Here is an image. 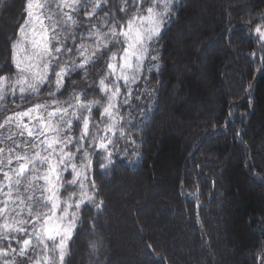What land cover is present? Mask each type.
Returning a JSON list of instances; mask_svg holds the SVG:
<instances>
[{"label": "trees", "instance_id": "1", "mask_svg": "<svg viewBox=\"0 0 264 264\" xmlns=\"http://www.w3.org/2000/svg\"><path fill=\"white\" fill-rule=\"evenodd\" d=\"M203 1L197 0L195 3L200 6ZM219 1L221 5L214 10L217 14L205 20L202 28L196 29L192 45L185 48V61L190 67H196L199 57L195 56L194 41H207L205 48L215 43L213 45L218 52L214 55L204 52L207 59L204 64L205 73L211 78L207 88L195 76L190 75L183 79L181 87L183 101L176 103L174 100L170 103L175 79L170 59L173 60L181 55L180 52H176L172 43L176 37L172 32L179 24L183 27L185 23H188L199 9L194 6L191 10L188 8L189 10L184 12L187 15L182 16L188 0H173L171 17L165 21L159 37L152 42L157 49L152 55L158 57L155 63L159 64V70L142 72L141 78L128 86L132 92L128 97V105L123 104L124 94L128 89L125 88L123 80L119 82L121 95L116 98L115 103L119 108L117 119L119 120L120 117L123 119L116 126L115 134L111 131L108 133L103 131L105 126L111 123L107 117L102 119L103 107L93 106L90 113L88 110L82 112L83 116L89 117V132L96 134V142H99L100 137L107 135L114 141V147L110 146L113 152L111 165L107 168L91 166L88 169V176L95 180L97 186L96 189L90 190L94 194L95 201L103 203L100 208L85 203L79 210L81 219L77 222L68 241L63 264H84L83 256L88 245L95 249L96 253L99 252L100 242H104L101 232L104 228L103 219L108 214L110 199L115 198L114 193L110 198L106 187L109 182H113V179L118 177L119 172L127 176L140 169H143L146 178L139 182V186L150 184L155 173L159 178L173 183L172 196L169 195L171 206L179 217L180 224L185 223L194 235L193 248L186 255H176L173 258L166 249L156 243V238L142 237L148 264H198L205 256L207 257L205 264H213L208 258L210 253L221 257L225 264H261V259L264 258V72L258 69L261 67L264 50H261L262 42L255 32V26L264 24V19H261L264 18V0ZM81 2L87 3V0H81ZM27 3L28 0H3L0 3V38L3 40V52H0L3 63L0 65V75H12L15 78L18 71L13 59L12 44L20 38V26L28 19ZM40 3H46V0H40ZM150 4L151 0H146L143 6L147 8ZM109 7L121 23H125L136 11L132 0H127L126 5L124 0H109V3L103 5L102 10L96 13V17H103L104 13L109 11ZM121 8H125V11H120ZM88 10L91 11L90 3H88ZM6 13L8 21L4 20ZM73 15L76 16L75 13ZM76 18L81 23L73 26L71 31L67 26L57 28V31L67 33L68 38L65 44L73 49L82 42L94 46L92 39L87 35V29L90 24H97L98 20L86 16L83 8ZM44 22L48 23L47 20ZM111 22L109 18V24ZM249 22L251 27L248 26ZM103 30L106 31L107 28ZM73 36L75 40L72 39ZM56 43V41L52 42L53 45ZM109 48L111 51H105L96 65L89 68L87 78L77 71L71 75L70 79H66V87L56 93V98L59 101H66L74 90L73 82H75V92L80 95L82 101L99 100L102 105H106V97L100 89L99 79L106 74L105 61L112 52L116 51V48L111 45ZM254 52L255 55H252ZM120 55L121 53H117L118 61ZM72 58L77 59L79 63L75 51L72 53ZM68 59L67 55L60 57L61 62ZM147 63L146 59L145 65ZM225 69L230 72L224 81L221 76L225 75ZM223 81L226 87H222ZM110 82L111 78L106 81V83ZM48 91L49 86L44 85L38 96H26L24 100H21L17 95L8 98L4 104L0 105V125H2L0 149H4V156H7L8 149L15 147L17 143L27 141L31 144L33 142L32 138L27 136V132L23 136L19 135L14 122L15 114L27 111L36 103L45 101L50 103ZM149 92L151 96L147 95ZM84 93L87 95L85 96ZM189 94H191L190 97H188ZM212 97L216 105L209 106L212 104ZM164 102L168 104V113L173 114L182 122L184 128L186 127V133H189L191 137L195 136L193 143H185L171 133L169 127H166L156 129L151 148H149L150 130ZM215 102L213 101L214 104ZM196 103L203 107L200 112L197 111ZM48 110L51 111V107ZM30 115L35 117L37 113ZM9 117H13V121L5 123ZM22 120L27 124L30 117L25 116ZM73 125L71 134L74 137L79 136L83 128L82 121L79 122V126H76L77 122L74 120ZM158 125L162 127L160 122ZM121 127L124 128V136L119 133ZM84 147L90 152L102 153V150L89 143L85 142ZM69 150L75 151V148ZM16 151L22 153L23 150L16 148ZM229 153L231 157L223 160ZM213 154L217 162L213 161ZM89 159L98 161L102 159V155L90 156ZM76 162L79 163V160ZM70 179L72 176L65 173L64 180ZM0 180H3L2 173H0ZM138 185L133 188L137 189ZM249 185L253 186L252 189H249ZM20 190L23 193V184ZM75 191H77L76 187L67 189L69 193ZM134 192L133 195L136 194ZM66 195L67 193L61 188V198ZM226 197H229L227 201ZM2 199L4 197L0 196V200ZM224 204L228 207L227 209L223 206ZM217 205L220 206L219 209ZM73 210L75 209H70V211ZM21 216L27 219L26 212ZM149 217L152 222V217ZM216 220L226 227L225 239L228 246L234 247V251L222 249L221 232L214 225ZM3 222V218L0 217V224ZM133 227L137 231L140 225L136 224V227ZM91 231L97 234V237L90 239ZM170 233L173 231L171 230ZM17 238L26 239L27 237L18 234ZM45 243L52 245L51 241ZM164 244L168 246L167 242ZM0 246L7 247V241ZM12 247L18 250L20 246L13 241ZM14 258L18 264H31L37 258V248L29 247L27 256L24 257L17 252ZM3 259L11 260L13 257L10 255L0 259V264H3ZM109 262L108 258L102 264Z\"/></svg>", "mask_w": 264, "mask_h": 264}, {"label": "snow or ice", "instance_id": "2", "mask_svg": "<svg viewBox=\"0 0 264 264\" xmlns=\"http://www.w3.org/2000/svg\"><path fill=\"white\" fill-rule=\"evenodd\" d=\"M145 2L146 0H132L136 11L125 23H121L113 15L111 7L103 17H96V13L109 0H87V3H82L81 0H46L43 4L40 0H28V19L20 26V38L12 44L13 59L18 71L15 78L12 75H0V105L17 95L21 100L26 96H38L44 85L49 86L50 103H36L27 111L15 114L14 122L19 135L23 136L27 132V136L32 138L31 144L27 141L17 143L15 147L8 149L7 156L3 155L4 149H0V173L3 174L0 196L4 197L0 200V217L4 221L0 224V245L7 241V247L0 246V259L10 255L13 257L11 260L3 259V264H18L14 258L17 252L21 257L27 256L29 247L35 249L45 241L52 242L53 252L59 249L60 262L63 264L65 241L70 238L72 229L81 219L79 210L85 203L101 207L103 202L97 203L94 194L89 195V190L96 189L97 186L95 180L88 176V169L91 166L107 168L111 165L113 152L110 146L114 147V141L105 135L97 143L96 134L89 132V117L83 116L82 112L88 110L90 113L93 106L103 107L102 119L107 117L111 121L103 131L115 134L116 126L123 119H117L119 108L115 103L116 98L121 95L119 82L123 80L128 89L123 101L124 105H128V97L132 94L128 86L136 83L142 72L159 70V64L155 63L158 57L152 55L157 51L152 42L159 37L165 21L171 17L173 0H151L147 8L143 6ZM88 3L91 4V11L88 10ZM124 3L126 5L127 0ZM82 8L86 16L98 20L97 24H90L87 29V35L94 46L82 42L75 49L69 48L65 44L67 33L57 31V28L67 26L71 31L73 26L80 24L81 21L76 17ZM40 9L43 11L38 12ZM120 11H125V8ZM45 20L48 21L47 24ZM36 23L39 24V30L36 29ZM29 26L32 28L31 38L27 34ZM248 26L251 27L250 22ZM104 28L107 30L104 31ZM255 32L262 42L261 50H264V24H257ZM72 39L75 40V36ZM53 41L57 42L56 45L52 44ZM25 43H30L33 51L20 59L17 53L24 51ZM109 45L115 47L116 51L105 61L106 74L99 79L106 105H102L99 100L82 101L75 92V82L68 99L59 101L56 93L66 87V79H70L77 71L87 78L89 68L96 65L105 51H111ZM118 45L124 46L117 47ZM73 51L77 54L79 63L72 58ZM117 53H121L119 61ZM62 55H67L69 59L61 62ZM258 70L264 72V57H261V67ZM110 78L111 82L106 83ZM147 95L151 96V93ZM50 107L51 111L48 110ZM32 113L37 115L31 117ZM25 116L30 117L27 124L22 120ZM74 120L77 122L76 126H79L80 121L83 123L82 131L75 137L71 134ZM12 121L13 117H9L5 123ZM92 122L95 127L94 118ZM119 133L124 136V128H119ZM85 142L102 150V153L90 152L84 147ZM16 148H21L22 153L17 152ZM70 148H75V151H70ZM94 155H102V159H89ZM65 173L71 175L72 179L64 180ZM22 184L23 193L20 190ZM69 187H76L77 191L69 193ZM61 188L67 193L63 198L60 196ZM24 212L27 213V219L21 216ZM18 234L28 238L19 239ZM33 239L36 241L35 245L32 243ZM13 241L20 246L18 250L12 247ZM34 264H39V261ZM261 264H264V258L261 259Z\"/></svg>", "mask_w": 264, "mask_h": 264}, {"label": "rangeland", "instance_id": "3", "mask_svg": "<svg viewBox=\"0 0 264 264\" xmlns=\"http://www.w3.org/2000/svg\"><path fill=\"white\" fill-rule=\"evenodd\" d=\"M196 1L197 0H188L187 6L182 12V16H185L187 15L184 13L186 10H191L193 6L195 8L199 7L195 12L194 17L190 20L188 19L189 22L185 23L183 27L179 24L172 32L176 35L172 43L174 44L176 52H180L181 55L180 57L177 56L176 58H173V60L170 59V64L175 73V79L172 86V101L170 103H173L174 100L176 103L182 100L183 95L181 93V87L184 78L193 75L205 88H207L211 82V78L204 74L206 72V66L204 64L207 62L204 52H210L212 55L218 52L215 49V45H213L215 43L212 44L213 46L211 45L210 47L205 48L207 41H194L196 49L195 56L199 57V62L196 67H190L185 61V48H187L188 45H192L196 29L202 28L205 20H209L212 18L213 14H217L214 10H216L217 6L221 5V1L204 0L200 6L196 5ZM37 11L41 12V9ZM7 16L8 14L6 13L4 15V20L6 21H8ZM36 29L39 30L38 23H36ZM31 31L32 28L29 26L27 30L29 38H31ZM23 47L24 51L17 53L20 59H24V57L30 55L33 51L30 43H25ZM0 52H3V40L1 38ZM2 63L3 59L0 56V65ZM229 72L230 70L227 71V69H225V75L223 77L221 76V78L223 80L225 77L228 78ZM224 81L222 87H226ZM213 101L215 102V99L212 97V104H209V106L216 105V102L214 104ZM165 104L166 103L164 102L162 110L150 130L151 137L149 148H151L153 134L156 129L160 130L166 127H169L171 133L185 143H193L196 139L195 136L191 137L189 133H186V127L184 128L182 122L177 120L173 114L170 115V113H168V104ZM196 106L198 112L203 109L199 103H196ZM158 122L161 123L162 127L158 125ZM212 156L213 161L217 162L216 156L214 154ZM227 157H231V154L229 153L223 160L227 159ZM145 178V172L143 169H140L136 172L129 173L127 176L123 172H119L118 177L113 179V182L108 183L106 187L107 192L110 195V198L111 194L114 193L115 198L110 199L111 204L108 214L103 219L104 228H102L101 232L104 236V242H100V246L98 247L99 252L97 253L95 249L88 245L83 256L84 264H102V262L108 258L110 259L108 264H148L147 253L142 244V237L144 236L156 238V243L166 249L172 258L176 255H186V253L193 248L192 242L194 240V235L192 231L187 228L185 223L180 224V219H178L179 217L171 206L172 202L170 196H172L173 183L169 180L165 181L164 179L159 178L155 173V176L150 180V184H144L143 187L139 186V182L143 181ZM135 185H138L137 189L133 188ZM252 187L253 186L249 185V189H252ZM133 191H135L134 193L136 194L133 195ZM89 195H92L91 190H89ZM225 199L227 201L229 197H226ZM223 206H225V204ZM219 207L217 205V209H219ZM225 208L227 209L228 207L225 206ZM73 211H76V209ZM110 216L111 218L109 219ZM149 216L152 217L154 225L150 221ZM136 224L140 225V228L137 227V231L133 229V226L136 227ZM214 225L221 232L222 249L229 252L234 251V247L227 245L224 234L226 227L220 224L218 220L214 221ZM74 229L75 228L72 229L70 238ZM171 230L173 233H170ZM89 236L91 239L97 237V234L91 231ZM70 238L65 241V253ZM213 239H215L214 234ZM45 242L37 247V258L35 261H39V264H61L59 249L53 252V244L50 246ZM164 242H167L168 246H166ZM32 243L33 245L36 244L35 239H33ZM57 243H59L58 239ZM131 245L135 248H132ZM206 258V256L203 257L198 264H205L207 260ZM208 258L212 260L211 262L213 264H225L221 257L214 256L212 253H210ZM34 262L31 264H34Z\"/></svg>", "mask_w": 264, "mask_h": 264}, {"label": "bare ground", "instance_id": "4", "mask_svg": "<svg viewBox=\"0 0 264 264\" xmlns=\"http://www.w3.org/2000/svg\"><path fill=\"white\" fill-rule=\"evenodd\" d=\"M205 74H206V73H205ZM206 76L208 77V75H207V74H206ZM190 96H191V94H189V95H188V97H190Z\"/></svg>", "mask_w": 264, "mask_h": 264}]
</instances>
